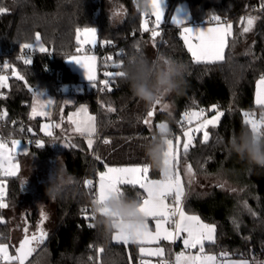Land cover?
I'll return each mask as SVG.
<instances>
[{
	"label": "trees",
	"instance_id": "obj_1",
	"mask_svg": "<svg viewBox=\"0 0 264 264\" xmlns=\"http://www.w3.org/2000/svg\"><path fill=\"white\" fill-rule=\"evenodd\" d=\"M181 1L167 0V16ZM186 1L194 21H213L212 17L219 16L223 21L234 22V35L229 39L224 60L210 64L193 62L181 39V29L171 24L162 25L158 29L161 35L153 40L151 31L141 30L144 13L137 9L134 0H0V8L6 9L0 13V75L8 77V87L3 88L7 96L0 98V109L8 113V125L0 126L3 138L12 134L26 140L24 133L35 123L30 113L36 90L43 88L56 95L62 93L63 84L80 82L78 74L67 63V57L76 52L75 32L80 27L95 26L101 41H111L100 44L96 50L100 55V68L105 67L109 72L123 70L133 55H142L149 62L163 55L187 66L185 83L179 92L173 93L174 110H156L150 118L151 127L143 123L151 107L133 96L124 79L116 78L111 91H102L99 81L97 87L89 90L85 85L84 92L75 93L76 104L87 102L97 116V135L93 137L92 149L88 148L86 136L67 134V120L63 121L64 127L55 128L52 137L38 132L36 137L42 136L45 146L37 148L34 140L29 155L35 154L43 161L55 158L57 145L66 135L74 137L70 143L75 145L63 149L62 175L54 177L47 185L52 214L47 238L37 247L46 248L50 264H130L126 245L114 242L113 233L106 236L92 219L97 185L88 187L85 181L96 182L104 163L148 164L145 145L158 132V121L168 120L176 136L182 131L181 119L186 110L198 108L212 114L215 111L209 113V109L213 105L224 115L219 125L211 129L210 140L206 144L198 140L186 155H181V167L191 165L194 178L202 177L197 179L199 185L195 191L185 180L184 206L217 225L216 241L207 243L205 251L264 259V168L250 166L228 150L230 139L249 129L243 113H264V108L254 103L256 80L264 76V9H261L264 0H222L219 4L208 0ZM252 12L258 19L250 32L243 33L246 21L241 25L240 21ZM37 33L47 51H34L32 63L25 65L22 59H17L22 56L20 45L34 44ZM107 57L113 59L107 60ZM120 60H123V68H114V62ZM4 62L10 65L8 69L3 68ZM106 62L111 65L106 66ZM13 67L24 80L12 75ZM100 76L105 77L104 72ZM30 88L33 91H29ZM109 105L116 111L108 112ZM74 106L65 107L63 112L68 113ZM59 111L56 104L53 116ZM104 139L110 143L104 144ZM97 155L103 163L95 158ZM160 176L159 170L150 167L149 177ZM7 182L8 207L1 211L4 222L0 223V240L10 241L14 223L7 211L20 201L22 186L19 174L7 177ZM124 190L128 197L135 199L138 192L142 193L138 187L124 186ZM24 198L28 232H35L39 213L30 207V197ZM18 246L14 245L15 249ZM134 255L138 260L135 252Z\"/></svg>",
	"mask_w": 264,
	"mask_h": 264
},
{
	"label": "snow or ice",
	"instance_id": "obj_2",
	"mask_svg": "<svg viewBox=\"0 0 264 264\" xmlns=\"http://www.w3.org/2000/svg\"><path fill=\"white\" fill-rule=\"evenodd\" d=\"M164 0H152L153 11L152 16L155 17V27L151 30L149 29V21L146 14H143L146 18L143 19L140 27L144 32L151 31V37L153 40L161 35L158 30L164 20L165 10L162 6ZM261 9H264V4L261 5ZM6 9L0 8V13L5 12ZM216 21L215 27L203 28V29H193L191 27H183L180 35L181 39L187 51L191 54L192 61L200 63H215L222 61L224 59V50L227 47V39L232 35V24L231 23H220L221 18L219 16L212 17ZM243 19V18H242ZM258 17L248 16L246 21V26L243 27V33H248L253 29V26ZM172 23L177 26L183 25L184 21L176 16L171 17ZM77 44L80 45L76 49L78 55H73L69 57L68 61L74 62L80 65L85 70V76L88 81L92 83L93 87H96L97 81V57L95 55H89L85 50V45H96L97 30L93 27H85L83 29H77ZM35 44L25 43L20 45V49H27L29 51H39L41 53L46 52L47 49L41 43L40 34L37 33L35 36ZM106 43H111V41H106ZM159 58H163L160 56ZM17 59H22L25 65H30L32 63V58L19 56ZM107 60H112V57H107ZM10 65L4 62L3 68L8 69ZM116 69L123 68V60L119 63L113 64ZM12 75L18 80H24V77L12 68ZM124 72L122 70L117 71H106L104 76L108 79L100 81L104 85L101 89L111 91L110 83L116 78H124ZM8 77L0 75V89L8 87L7 84ZM29 91H33L31 88ZM34 96L36 99L31 108L30 118H35L37 116L47 117L50 113L47 111L48 107L54 103L50 98L41 100L40 97L43 96L42 92H35ZM0 98L4 97V94L0 92ZM65 103H71V101L66 100ZM161 104V100H157L146 113V118L143 123L146 126L151 127L150 118H152L156 111V106ZM256 104L264 107V76H261L257 83V94H256ZM170 106L164 104L162 110H167ZM218 106L213 105L212 110L215 114L210 118L206 116L205 110H186L182 115L181 128H184V123L186 122L188 127L183 130V143L182 149L183 153L186 155L190 147L194 146L196 140V134L202 133V142L207 143L210 139V128H216L221 117L224 115L223 112L217 111ZM108 112H115L116 109L109 105L107 107ZM244 123L248 126L249 130L257 134L258 136L264 137V115L260 119H256L253 114L243 113ZM8 116L7 111L0 114V120H5ZM68 120L73 124L75 132L80 135L87 137V145L89 149L93 148L95 143L93 137L97 135V124L96 117L89 115L87 106L81 105L79 109L70 114ZM195 123V127L192 125ZM15 124V121H13ZM60 124H48L45 123L41 126V131L45 136L52 137V128H59ZM166 127L164 123L157 125L158 129L163 130ZM23 131V129H21ZM29 132L32 131L31 128L28 129ZM153 135L151 139H154ZM22 141L18 139L11 140V147H9V142L0 137V176L12 177L16 176L19 171V165L16 163V156L18 154H28V148L26 147L23 151L20 150V145ZM31 144V141L28 142ZM104 144H109L110 140L104 139ZM167 151L165 152V165L170 169L169 174L164 176L160 180H152L149 178L148 164L134 165V166H109L104 163V171L99 172L98 186L95 192V200L99 203H103L105 199L113 194L127 196L124 190V186H132L133 188L138 187L142 190V193H137L136 199L140 202L139 211L145 216V224L143 227L137 228L133 232H128L124 228L113 232L112 239L117 242H122L127 245L129 242L144 245L151 243H158L160 240H168L174 242L176 239L181 238L182 233H186L183 237V244L187 249H198L195 255L184 252H180L176 255L175 264H216L217 257L213 255H208L205 253V242L215 243V225H209L203 223L198 216L188 215L185 213L182 206V198L184 196V189L181 182L180 174L178 171V164L180 162V150H181V138L179 136L175 137L174 140L168 139ZM35 146L37 148L44 147V143L41 140L35 141ZM75 147V145H71ZM98 161L101 157L97 155L95 157ZM187 174L190 176L192 173L191 165L186 168ZM93 182L91 180L85 181V186L91 187ZM6 185L5 181L0 180V209L7 208L8 205L5 202L6 196ZM172 198V205L166 201L168 198ZM247 208V204L244 205ZM105 210L101 209L103 213ZM251 212V209H248ZM255 215V213H252ZM46 214L41 212V219H46ZM94 219V216H92ZM155 221V231L149 228V220ZM171 221L174 224V230L169 231L165 224ZM3 218L0 217V223H3ZM90 227L92 225H89ZM25 233L28 229H24ZM47 238V233L41 228L39 235L32 234L31 236L25 234L24 238L20 241L19 247L16 248V255L9 254V245L7 243L0 242V262L3 264H25V261L32 254L34 249L31 247L33 242L43 243ZM100 251H103L101 249ZM139 252L147 254L150 256L163 257L164 249L157 247L155 249H145L144 247L139 248ZM223 255V254H222ZM91 259V258H90ZM131 260V257H129ZM141 264H145L141 261ZM160 264H167L163 259ZM241 264H248L247 261H242Z\"/></svg>",
	"mask_w": 264,
	"mask_h": 264
},
{
	"label": "rangeland",
	"instance_id": "obj_3",
	"mask_svg": "<svg viewBox=\"0 0 264 264\" xmlns=\"http://www.w3.org/2000/svg\"><path fill=\"white\" fill-rule=\"evenodd\" d=\"M212 3L215 4H219L221 3L222 0H208ZM164 7L165 10V16H164V20L162 25L165 24H171L173 26H177L176 24L172 23L171 21V17L176 16L180 19H182L184 21L183 25L177 26L181 29H183V27H191L194 30L195 29H203V28H209V27H215L216 26V21H201V22H197L194 21L193 15H192V11H191V7L188 3V1L183 0L179 3L176 4V6L171 10L170 14L167 16L168 14V2L167 0H164V3L162 5ZM251 14V15H250ZM247 15L248 16H253L252 14H254V12L250 13ZM247 17H244V20L247 21ZM146 17L143 15L142 16V21L143 19H145ZM154 21H155V17H153ZM243 20V21H244ZM141 21V22H142ZM231 23L232 24V35L228 37L227 39V47L229 44V39L230 37H232L234 35V31H235V25L233 21H223L220 20V23ZM246 24V22L244 23ZM161 25V26H162ZM246 26V25H245ZM86 27H93L97 30V28L95 26H86ZM153 27H155V24L152 26L149 23V29H152ZM85 27H80L78 29H83ZM77 30L75 32V40L77 42ZM36 43V41H35ZM34 43V44H35ZM41 43L44 45V47L47 49L45 43L41 40ZM105 41H101L100 40V36L98 34L97 31V37H96V45L95 47H93L92 45H85V50L87 51V53L89 55H95L97 57V81H96V87L98 85L99 81H102L101 78V73L102 72H106L107 69L104 67L103 69L100 68V55L99 53L96 51L97 47L100 44H105ZM80 47V45H77V48ZM227 47L224 50V59L226 58V50ZM79 53H77V51L75 53H72L71 55H69L67 57V63L68 65L71 67V69L73 71H75L78 74V78L80 80L79 83H73L71 84L72 90L73 92H69L68 86H63L62 87V93L60 94H52L50 93L48 90L43 89V88H39L38 90H36L35 92H42L43 96L40 97L41 100L43 99H52L54 101V103L52 105H50L47 109V111L50 113L49 116L47 117H40L37 116L35 117L34 121L35 123L33 125L30 126V128L32 129V131L30 132V134L34 137V139L31 140H24L22 137H16L15 139L21 140L22 143L20 145V150L23 151L26 147L28 148V154H18L16 156V163H18L19 165V171L17 174L20 175V182H21V195L19 200L15 203H13L11 205V208L8 209V215L10 216V220L12 223H14L10 230V241L9 240H0V242L3 243H7L9 245V254L10 255H16V249L14 247L18 246V244L20 243V241L22 240V238L24 237V235L26 234L24 231V228H26V225L28 224L27 219H26V215L24 213L25 211V204H23L24 201V197H27L31 199L30 201V207L34 208L37 210V212L41 213H45L46 214V219H44L43 221V226H45V229L47 230V226H48V220L50 221L51 219V214H52V209H51V204H50V196H49V191L50 189L47 187V185H50L53 180L54 177L55 179L57 177H59L60 175H62V171L61 169H63V164L62 161L64 160V154H63V149L64 148H69L72 143H70V141L72 140L71 138H74L72 135H66L65 137H63L60 140L59 145H57V153L55 158H53L50 161H43L41 159H38L37 156L35 154H30V148L31 145L34 143L33 140H41L43 141L42 136H38L36 137L37 134H42L43 136L44 133L41 131V126L45 123H48L50 125L52 124H60V127H64L63 126V121L67 120V134H75L78 137H82L84 135H80L79 133L75 132L74 130V125L71 124L68 120V117L70 114L76 112L79 107L81 105H86L87 106V110H88V114L95 116L96 117V124H97V116L95 113H93L87 102H79L76 104V94L75 93H80V92H84L85 91V85L87 86V88L90 90L93 88L92 83L90 81H88L86 79L85 76V70L83 69L82 66L77 65L74 62H70L68 61L69 57L73 56V55H78ZM223 59V60H224ZM261 77H258L255 83V96H254V103L256 107H261L259 105L256 104V94H257V83L260 80ZM34 92V93H35ZM174 92H171L169 94H166L164 97H162L161 99V104L156 106V110L158 111L159 108H162V106L164 104H168L170 107L167 109L168 111H173L174 107H175V103H174V96H173ZM100 95V93H98ZM36 99V97L34 96L33 101H32V105L34 103V100ZM66 100L71 101V103H65ZM56 104H58V108H59V112L58 114L54 117L53 116V109L56 106ZM75 105L74 108L70 109L68 111V113H64V108L69 106V105ZM264 108V107H262ZM189 110H196L199 111L200 109L198 108H191ZM220 111V110H217ZM213 112L212 107H210L209 109V113ZM222 112V111H221ZM250 114H253L252 112H247ZM205 114L207 117H211L212 115H214L215 113L212 114H208L207 111H205ZM67 115V116H66ZM255 117V116H254ZM222 118V117H221ZM256 119H260L258 117H255ZM244 119V116H243ZM182 122V119H181ZM160 123H166L168 125V127L170 128V123L168 120L164 119V120H160L156 123V125L160 124ZM184 123V128L182 129L181 132H178L177 135H173L171 136V138L174 140L175 142V137L179 136L181 138V150H180V162L177 166L179 174H180V178H181V182L183 185V189H184V196L182 198V206L183 209L185 211L186 214L188 215H195L198 216L200 218V220L205 223V224H209V225H215V241L217 238V225L215 223H211V222H207L204 219L201 218V216L199 214H197L196 212H193L189 209H187L184 206V197L186 194V184H185V180H187L189 182L190 188L195 191L198 189V185L196 182L198 181L197 179L201 180L202 177H198V178H194V173L192 171V175L190 176L189 174H187L186 172V168L187 165H183L184 166V170H182L181 167V155L183 154V149H182V143L184 140L183 137V130L186 129L188 127L186 122ZM65 124V123H64ZM192 127H195V123L192 125ZM210 128V133L212 134ZM55 128H52V131L54 133ZM157 130H159L157 128ZM39 132V133H38ZM48 137V136H46ZM211 138V135H210ZM14 140V139H13ZM199 140V141H198ZM210 140V139H209ZM31 141V144H29L28 142ZM202 142V133L196 134V140L195 142ZM194 142V144H195ZM59 146V147H58ZM9 147H11V142H9ZM60 148V149H59ZM191 148V147H190ZM190 150V149H189ZM134 165H139V164H126V165H109V166H115V167H120V166H134ZM105 169H102L99 172L104 171ZM64 175V174H63ZM65 176V175H64ZM67 177V176H65ZM152 180H160L163 179V175L161 173L160 177H149ZM98 179H99V173H98V178H97V186H98ZM0 180L5 181V185H6V194H7V177L1 176ZM142 192V190H141ZM23 200V201H22ZM6 202V201H5ZM21 209V210H20ZM23 209V210H22ZM171 221H169L167 224H165V227H167L169 229V231L174 230V226L171 225L170 223ZM149 228L152 231H155V221L153 220H149ZM113 235V234H112ZM186 236V233H182L181 234V238L176 239L174 242L172 241H168V240H160L158 243H151V244H144V245H138V244H134L129 242L126 247L129 253V257H131V260L129 259L130 264H141V261H144L145 264H160V261L163 259L164 261L168 263H172L175 264V258L176 255L180 252H184L186 255L188 253H191L193 255L196 254V252L198 251V249H187L185 248L184 244H183V237ZM113 240V239H112ZM114 242H117L115 240H113ZM180 242L179 246H176V244ZM122 243V242H119ZM207 243H211V242H205V245ZM14 244V245H13ZM41 243L38 244V246H40ZM144 247L145 249L151 250V249H155L157 247L163 248L164 249V256L163 257H157V256H150L147 254H141L139 252V248L140 247ZM134 252L136 253L137 259H134ZM206 254L208 255H213L217 257V261L216 264H241L242 261H247L248 264H264V259H248V258H238V257H231L228 253L220 251V252H216V251H205ZM223 254V255H222ZM0 264H3V262H0ZM28 264H50V256L49 253L46 252V248H42L41 250H39L36 255L28 262Z\"/></svg>",
	"mask_w": 264,
	"mask_h": 264
},
{
	"label": "clouds",
	"instance_id": "obj_4",
	"mask_svg": "<svg viewBox=\"0 0 264 264\" xmlns=\"http://www.w3.org/2000/svg\"><path fill=\"white\" fill-rule=\"evenodd\" d=\"M140 11L151 15L153 11L152 0H134ZM159 58L149 62L142 55L129 57L127 65L123 68L124 81L128 84L134 97L151 107L157 100L166 94L179 92L185 83L184 77L187 66L172 57ZM166 127L155 134L145 145L148 165L159 170L163 177L169 174L170 169L165 165V152L168 139L172 132ZM228 150L235 153L250 166L264 168V137L258 136L249 129L242 130L239 135L230 139ZM140 202L128 196L113 194L103 203L92 200V215L96 225L107 236L124 228L133 232L145 224V216L139 211ZM101 209L105 211L102 213Z\"/></svg>",
	"mask_w": 264,
	"mask_h": 264
},
{
	"label": "built area",
	"instance_id": "obj_5",
	"mask_svg": "<svg viewBox=\"0 0 264 264\" xmlns=\"http://www.w3.org/2000/svg\"><path fill=\"white\" fill-rule=\"evenodd\" d=\"M147 19H148V21H149V23H150L151 25L154 24V19H153V16H152V15H148V16H147ZM34 53H35L34 51H29V50L25 49V50H23V52H22V56H25V57H29V56H30V57H31ZM0 54H1V52H0ZM105 65H106V66H107V65H111V63L106 62ZM104 79H108V78H107V77H103L102 80H104ZM113 82H114V81H113ZM113 82L110 83V87L113 85ZM63 86H68L69 91L72 90L71 84H63L62 87H63ZM101 86L104 88V85H103V84H102ZM0 92H2V93L4 94V97L7 96V92H6L5 90L0 89ZM3 112H4V111L0 109V114H2ZM253 115H254L255 117L261 118V116L264 115V113H263V112H257V111H254V112H253ZM7 125H8L7 118H6L5 120H0V126H1V127H6ZM22 132H24V131H22ZM24 134H25V137H26L25 139H28V140H31V141H32V139H34V137L30 134V132H27V131H26ZM0 137H1V134H0ZM98 137L101 138V135L98 134ZM2 138H3V137H2ZM15 138H16V136H13L12 134H9V135L5 136L4 139H6L8 142H11V140H13V139H15ZM33 141H34V140H33ZM35 141H36V140H35ZM93 184L97 185V181L94 182ZM96 188H97V187H96ZM166 202L169 203V205L171 206V205H172V198L169 197L168 200H167ZM1 211H2V209H0V216H1ZM170 223H171L172 226H174V224H173L172 222H170ZM168 264H172V263H168Z\"/></svg>",
	"mask_w": 264,
	"mask_h": 264
},
{
	"label": "flooded vegetation",
	"instance_id": "obj_6",
	"mask_svg": "<svg viewBox=\"0 0 264 264\" xmlns=\"http://www.w3.org/2000/svg\"><path fill=\"white\" fill-rule=\"evenodd\" d=\"M24 213H25V217H26V219H27V213H28V209H26L25 211H24ZM43 220L41 219V213L39 212V224L37 225V231H35V232H32V231H30V233L28 232V234L29 235H32V234H37V235H39V231H40V229L42 228L45 232L47 231L46 229H45V226H43ZM26 228L27 229H30V226H29V223L26 225ZM37 232V233H36ZM45 241V240H44ZM38 242H34V244H33V246H35V247H37L38 246Z\"/></svg>",
	"mask_w": 264,
	"mask_h": 264
},
{
	"label": "water",
	"instance_id": "obj_7",
	"mask_svg": "<svg viewBox=\"0 0 264 264\" xmlns=\"http://www.w3.org/2000/svg\"><path fill=\"white\" fill-rule=\"evenodd\" d=\"M244 19H241L240 21V25L242 24ZM34 242L32 243L31 247L34 249V251L32 252V254L28 257V259L25 261V264H27L35 255L36 253L39 251L40 247H35L33 246ZM19 247V246H18Z\"/></svg>",
	"mask_w": 264,
	"mask_h": 264
},
{
	"label": "crops",
	"instance_id": "obj_8",
	"mask_svg": "<svg viewBox=\"0 0 264 264\" xmlns=\"http://www.w3.org/2000/svg\"><path fill=\"white\" fill-rule=\"evenodd\" d=\"M54 134V133H53ZM116 243H119V242H116ZM178 243H180V242H178ZM178 243L176 244V246L178 245Z\"/></svg>",
	"mask_w": 264,
	"mask_h": 264
}]
</instances>
